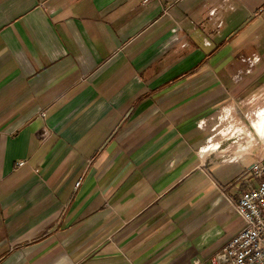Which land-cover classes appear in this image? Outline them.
<instances>
[{
    "label": "crops",
    "instance_id": "0c3cea01",
    "mask_svg": "<svg viewBox=\"0 0 264 264\" xmlns=\"http://www.w3.org/2000/svg\"><path fill=\"white\" fill-rule=\"evenodd\" d=\"M263 112L264 0H0V264H211Z\"/></svg>",
    "mask_w": 264,
    "mask_h": 264
},
{
    "label": "built area",
    "instance_id": "2783aa9c",
    "mask_svg": "<svg viewBox=\"0 0 264 264\" xmlns=\"http://www.w3.org/2000/svg\"><path fill=\"white\" fill-rule=\"evenodd\" d=\"M251 171L259 179L257 187L242 192L238 201L230 200L244 227L211 258V264H264V162L254 163ZM80 185L81 181L76 184Z\"/></svg>",
    "mask_w": 264,
    "mask_h": 264
},
{
    "label": "bare ground",
    "instance_id": "6f19581e",
    "mask_svg": "<svg viewBox=\"0 0 264 264\" xmlns=\"http://www.w3.org/2000/svg\"><path fill=\"white\" fill-rule=\"evenodd\" d=\"M261 119L258 121V124L255 125V128L257 130V133L264 137V112L261 114Z\"/></svg>",
    "mask_w": 264,
    "mask_h": 264
},
{
    "label": "rangeland",
    "instance_id": "374dc122",
    "mask_svg": "<svg viewBox=\"0 0 264 264\" xmlns=\"http://www.w3.org/2000/svg\"><path fill=\"white\" fill-rule=\"evenodd\" d=\"M257 119H258V118H256L255 121H256ZM255 121H254V122H255ZM256 124H257V123H256Z\"/></svg>",
    "mask_w": 264,
    "mask_h": 264
}]
</instances>
